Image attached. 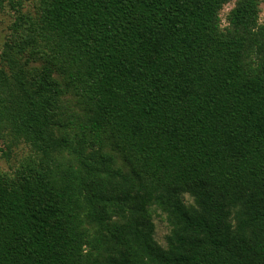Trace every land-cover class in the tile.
I'll return each mask as SVG.
<instances>
[{
    "label": "trees",
    "instance_id": "1",
    "mask_svg": "<svg viewBox=\"0 0 264 264\" xmlns=\"http://www.w3.org/2000/svg\"><path fill=\"white\" fill-rule=\"evenodd\" d=\"M231 1L9 0L0 264H264L263 0Z\"/></svg>",
    "mask_w": 264,
    "mask_h": 264
},
{
    "label": "rangeland",
    "instance_id": "2",
    "mask_svg": "<svg viewBox=\"0 0 264 264\" xmlns=\"http://www.w3.org/2000/svg\"><path fill=\"white\" fill-rule=\"evenodd\" d=\"M21 3H23V10L24 11H33L35 4L38 0H19ZM235 0H232L231 2L227 3L223 10L221 11V17H222V23L223 25L227 24L226 20V14L227 12L234 6ZM261 6V12H260V19H264V0L260 4ZM15 17L14 10L11 9V6L9 4V0H0V52L3 47V42L5 39V35L8 32V26L12 23L13 19ZM0 166L4 167V169L7 168L8 164L5 162L4 159H0ZM156 224V238L162 243L165 244V237L166 234L169 231V226L164 217H157L155 219Z\"/></svg>",
    "mask_w": 264,
    "mask_h": 264
}]
</instances>
